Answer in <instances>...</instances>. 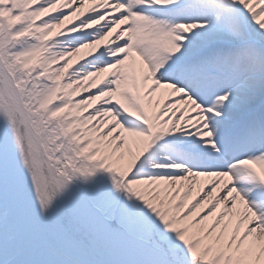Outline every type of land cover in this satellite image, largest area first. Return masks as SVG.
Instances as JSON below:
<instances>
[{
	"label": "snow or ice",
	"instance_id": "1",
	"mask_svg": "<svg viewBox=\"0 0 264 264\" xmlns=\"http://www.w3.org/2000/svg\"><path fill=\"white\" fill-rule=\"evenodd\" d=\"M0 264H264V0H0Z\"/></svg>",
	"mask_w": 264,
	"mask_h": 264
}]
</instances>
